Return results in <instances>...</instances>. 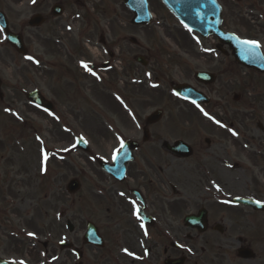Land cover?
<instances>
[{"label":"flooded vegetation","instance_id":"1","mask_svg":"<svg viewBox=\"0 0 264 264\" xmlns=\"http://www.w3.org/2000/svg\"><path fill=\"white\" fill-rule=\"evenodd\" d=\"M215 1L222 13V30L243 40L258 42L264 56V25H244L264 20V0ZM77 3H81L79 9ZM55 6L61 11L58 17L54 16ZM86 6L84 0H70V3L36 0L33 8L38 10L32 16L41 15L44 23L39 28L25 26V29L50 27L53 31L52 24H56V32L65 36L50 43L61 56L53 67L57 81L66 80L65 87L68 84L67 87L75 91L74 99L81 96L84 88L78 83L95 82L99 90L108 92L105 93L108 98L112 95L118 107L124 110L125 106L116 98L121 97L126 104V97L109 90L112 86L105 81L123 72L120 80L133 84L149 66L136 62L138 55L134 56L135 52L125 47V41L110 42L105 36L94 41V32L108 27L105 22L109 13L100 10L92 15ZM63 19L62 27L59 21ZM219 47L225 55L218 52ZM215 49L223 58L220 66L227 59L236 64L228 48L219 45L218 40ZM127 55L132 56L133 64H128ZM40 67L45 68L46 64L40 62ZM219 72L222 77L223 70ZM250 73L264 77L256 71ZM42 75L47 78V74ZM173 86L171 82L170 90ZM196 87L205 94L219 93L214 92L212 86ZM54 90L53 97L56 96L60 107L64 101L72 102V94L65 93L63 85H56ZM40 92L49 100L42 90ZM175 97L170 94V149L182 141L190 147L191 156L180 158L171 150L167 152L164 147L167 141L151 132V127L159 123L149 126L138 121L134 114V120L124 124L123 129L127 130L124 131L120 123L105 122L104 139L110 145L104 160L112 164L127 140L136 142L137 149L124 180L98 171L99 181L89 185L92 196L88 197V202H92L93 219L84 222L81 232L72 221L63 223V214L50 216L53 222L47 224L46 204L37 195L30 194L32 188L35 191L39 188L31 186L26 179L28 170L23 165V156L15 154V160L6 158L9 165L8 171L3 172L5 184L3 178L0 179V264H20L21 261L24 264H264V153L260 158L249 157V165L240 166L237 149L233 151L232 145L223 146L209 137H199L201 132L188 117L185 121L180 118L192 113L191 110L205 111L210 105H191L176 97L180 106L175 108ZM27 105L31 106L28 102ZM32 107L38 111L34 104ZM126 107L132 117L131 107ZM175 110L179 113L177 119ZM53 111L56 114V107ZM225 121L221 119L219 126ZM257 126L264 130L260 122ZM229 128L232 135L234 124ZM146 133L148 137L144 141ZM11 142L12 137L8 138V144ZM169 159L177 164L172 167ZM239 170L244 174L239 176ZM34 177L41 183L39 171ZM180 186L185 192L178 189ZM79 195L80 192H74L70 196L73 208L78 204ZM183 209L187 212L177 218ZM101 211L104 215H100ZM90 223L96 226L97 233L87 236ZM29 233H34V237Z\"/></svg>","mask_w":264,"mask_h":264},{"label":"rangeland","instance_id":"2","mask_svg":"<svg viewBox=\"0 0 264 264\" xmlns=\"http://www.w3.org/2000/svg\"><path fill=\"white\" fill-rule=\"evenodd\" d=\"M35 1L0 0V11L7 16L13 31L24 36L28 54L32 56L29 60L17 54L6 43L5 35L0 30V78L3 81L4 95L0 101V179L3 178L5 184L3 172L9 165L7 160H15V154L22 155L25 160L23 165L28 170L26 179L31 186L39 188L37 191L32 188L30 194L37 195L46 204L47 224L53 222L50 216L63 214V223L72 221L81 232L84 222L93 219L90 209L92 202H88V197L92 196L89 185L99 181L100 170L88 154L75 149L76 138L82 137L90 146V153L101 159L109 152L110 145L104 139L105 122L120 123V129L127 131L123 126L134 120V114L138 121L144 123L149 114L162 109L164 118L151 127V132L157 138L170 142V83L193 84L194 74L198 71H211L217 76V82L211 88L219 93L208 94L211 105L207 110L202 113L191 110L192 113L180 116L182 121L188 117L190 123L201 132L199 137H209L223 146L232 145L233 151L237 149L238 161L242 167L249 165V157L256 155L260 158L264 153V130L261 131L257 126L259 122L264 126V77L254 76L229 59L220 66L219 62L223 58L215 51L216 40H203L188 32L158 0H148L154 13V21L144 28L131 25L133 16L125 8L124 0H84L86 9H90L92 15L100 10H107L109 13L105 22L108 27L104 31L94 32V41L97 42L101 36H105L110 42L125 41V47L135 52L134 56L143 55L150 62L149 67L140 73L138 81L134 80L135 84L128 80L125 87L126 82L120 80L123 72H119V77L105 81L112 86L109 90H115L126 97L127 104L121 103L125 106L124 110L118 107L112 95L108 98L105 94L108 92L99 90L95 82L88 80L89 83H78L80 87L84 85V88L81 96L74 99L75 91L67 87L68 84L65 87L66 80L57 81L53 67L61 56L50 43L57 37L65 36L56 32L57 25L54 23L53 31L50 27L25 29L30 17L38 10L33 8ZM67 1L70 3V0ZM80 4L77 3L78 9ZM64 21L65 19L59 21L62 27ZM244 25L260 26L264 25V20L258 19ZM48 29L50 30L47 32ZM132 37L136 38L139 47L129 43ZM126 60L128 64H133L131 55H127ZM40 62L45 63L46 67H40ZM137 67L140 68L138 65ZM46 68L48 69L45 70ZM219 70H223L222 77L219 76ZM41 73L47 74V78L41 76ZM60 84L65 93L72 94V102L64 101L62 107L56 103V96L53 97L56 85ZM36 89L42 90L54 102L56 114L49 116L27 105L21 91ZM234 95L239 96L237 102L233 99ZM126 105L131 107L132 117ZM174 106L176 108L180 104L175 100ZM175 111L177 119L179 113L178 110ZM205 112L212 119L205 116ZM221 119L226 120L223 127L219 126ZM231 123L234 124L232 133L237 135L229 133ZM11 137L12 142L8 144V138ZM43 148L47 151L46 170L43 168ZM169 163L172 167L177 164L176 161L170 162V159ZM176 167L174 171L177 170ZM36 171L40 172L41 183L34 177ZM46 172L47 176L44 177ZM242 172L239 170L237 174L241 176ZM74 177L79 178L82 187L76 208L72 207L73 199L66 192L68 183ZM177 179L181 180L179 177ZM178 189L185 192L183 186ZM185 212L187 211L183 209L177 218ZM99 213L104 215L103 211ZM100 226H104L102 220Z\"/></svg>","mask_w":264,"mask_h":264},{"label":"water","instance_id":"3","mask_svg":"<svg viewBox=\"0 0 264 264\" xmlns=\"http://www.w3.org/2000/svg\"><path fill=\"white\" fill-rule=\"evenodd\" d=\"M165 6L173 13V15L184 25L190 27L193 30L198 31L203 37L207 38L209 36H219L222 38L223 35L224 42L233 51V55L237 62L244 67L254 68L258 71L264 73V60L258 54V50L253 48L251 45H246L242 41L236 39L232 35L223 34L220 30L221 25V12L216 6L213 0H161ZM126 5L136 12V18L134 24L143 25L149 24L151 22V17L148 10L147 0H128ZM56 10H54L55 12ZM42 22V18L35 17L31 25L39 26ZM0 26L6 32L7 41L14 46V48L20 52L24 53L25 48L22 43L20 36L12 34L8 29V22L4 15L0 14ZM227 36V37H226ZM135 43V40H131ZM255 52V53H254ZM258 55V56H257ZM196 80L205 84H210L214 81V77L207 73L196 74ZM1 84V83H0ZM175 93L182 96L183 98L193 102V103H205L208 104L209 101L202 94L197 92L194 88L189 85H179L174 89ZM37 93L31 94L30 99L34 100L38 104L44 105L41 98L36 95ZM1 96V94H0ZM237 100L238 97L235 96ZM162 117V112H156L150 118H148L149 123H155L160 121ZM130 143L127 144L126 149L129 147ZM79 148L88 151L87 146L79 140ZM186 145L179 142L174 149L176 152L184 155L186 153ZM124 148L119 156L114 161L113 166L104 165L101 163L103 169H109L112 174H117L119 171H124L125 165L128 163V152ZM191 154V153H189ZM185 156V155H184ZM78 189V184L76 182H71L69 185V191L72 192ZM94 233L90 230L89 234Z\"/></svg>","mask_w":264,"mask_h":264},{"label":"snow or ice","instance_id":"4","mask_svg":"<svg viewBox=\"0 0 264 264\" xmlns=\"http://www.w3.org/2000/svg\"><path fill=\"white\" fill-rule=\"evenodd\" d=\"M243 43L244 44H246V45H251L253 48H259L260 47V44L258 43V42H256V41H248V40H245V41H243ZM29 59H31V58H29ZM85 68H87V65L86 64H84L83 65ZM201 111H203V109H201ZM205 114V116H207L209 119H212V117L211 116H209L208 115V113H204ZM216 123H219L218 121H216ZM222 127H223V125H221ZM233 135H237V133H235V132H233L232 133ZM46 159V158H45ZM142 227H143V225H142ZM29 236H33L34 237V233H29ZM129 255H131V253H129ZM20 264H24V262H20Z\"/></svg>","mask_w":264,"mask_h":264}]
</instances>
